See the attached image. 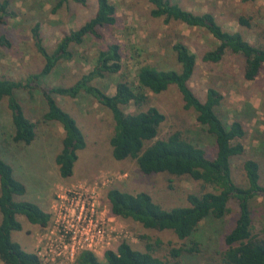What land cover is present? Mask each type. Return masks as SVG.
<instances>
[{"label":"rangeland","instance_id":"374dc122","mask_svg":"<svg viewBox=\"0 0 264 264\" xmlns=\"http://www.w3.org/2000/svg\"><path fill=\"white\" fill-rule=\"evenodd\" d=\"M9 1L16 17L8 18L7 24L0 27V34H5L11 41V48L0 47V78L15 81L38 73L43 67V58L37 53L31 36V29L35 24L40 25L44 45L52 51L63 35L77 30L91 19L97 6V0H87L84 7L69 2L59 8L56 7L58 0ZM110 1L116 7V24L100 29L101 39L87 37L82 45L72 46L71 49L77 52V60L61 62L50 75L41 80L40 87L71 86L83 74L91 71L92 64L89 61L97 52L112 43L120 46L122 73L130 81H135L138 66L143 64L178 70L170 43L172 35L180 33L184 43L197 56L196 68L189 83L193 92L200 100H204L208 88L216 89L223 97L217 108L222 121L230 124L237 120L245 129L242 140L244 154L232 160L234 182L239 187L246 185L243 163L252 159L260 165L261 184L264 185V67L254 81H246L243 78L244 58L241 55L227 52L217 64L201 60L202 55L216 45V41L205 30L188 28L178 23L165 26L161 19L150 16L151 5L146 0ZM171 1L196 14L210 13L224 30L239 32L250 44L264 46V0ZM240 17L246 19L249 26L240 25ZM118 80L120 75L95 80L92 84L112 95ZM16 97L25 116L36 126V138L27 146L13 143L14 129L10 113L6 100H1L2 157L12 166L15 178L27 188V193L21 199L37 204L50 215L56 195L65 188L83 182L96 186L98 197L108 209L106 194L112 188L132 194L146 192L165 209L188 206L187 195L202 192L201 184L189 178L165 173L145 175L133 160L115 161L109 144L114 132L112 115L85 93H81L76 99L55 95L60 107L76 120L86 143L85 148L78 152L72 176L62 178L55 157L61 148L63 129L55 122L43 121L47 106L38 90L30 93L18 91ZM148 97V103L140 110L154 107L165 116L159 128V138H166L178 131L203 149L209 159L214 157V137L196 122L192 110L184 108L182 96L175 86H170L160 94L149 93ZM136 111L133 106L126 109L127 113ZM228 207L230 210L225 217L204 220L198 231L187 240H179L170 231L144 229L131 220L115 217L112 226L114 240L108 250H114L124 240L133 249L140 251L145 250L146 243H152L154 254L172 263L174 260L169 255L170 250L191 248L195 242L197 252L184 253L177 261L180 264H216L220 260V254L226 249L224 238L233 228L238 216L235 201H231ZM250 212L253 234L264 237V199L258 198L251 202ZM18 219L22 230L12 233L13 241L35 253L38 239L49 232L46 230L52 225V216L44 228L33 226L22 216H18ZM103 254H97L100 260L103 259ZM0 264L3 263L0 261ZM61 264L64 262L61 261Z\"/></svg>","mask_w":264,"mask_h":264},{"label":"trees","instance_id":"16d2710c","mask_svg":"<svg viewBox=\"0 0 264 264\" xmlns=\"http://www.w3.org/2000/svg\"><path fill=\"white\" fill-rule=\"evenodd\" d=\"M146 1L151 5L150 16L161 19L165 26L178 23L188 28L203 29L216 41L215 47L202 55L203 62L217 64L229 52L244 58L243 78L246 81H254L262 71L264 46L250 44L239 32L224 30L212 14L190 12L171 0ZM69 2L82 7L87 4V0H58L56 7ZM96 4L94 16L77 30L63 35L52 51L44 45L40 25L35 24L31 36L37 53L43 58L42 69L18 81L0 78V101L6 100L14 129L13 143L27 146L36 138V126L25 116L16 92L38 90L47 106L43 121L59 124L64 132L55 163L62 178L71 177L78 152L86 146L85 136L76 120L57 103L55 95L69 99H76L81 93L90 95L111 113L114 120V132L109 144L115 161L130 159L145 175L165 173L186 177L199 182L203 189L200 193L187 195L188 206L165 209L146 192L132 194L112 188L106 194L112 215L138 223L144 229L170 231L179 240H187L198 231L204 220L225 217L230 210L228 204L235 201L238 216L224 238L226 249L216 264H264V237L253 234L250 212L251 202L258 198L264 199L260 165L255 160H246L243 163L246 185H236L232 177V160L244 154L242 140L245 129L237 120L230 124L222 121L217 108L223 97L216 89L208 88L204 100H200L193 92L189 83L196 68L197 56L184 43L180 33L173 32L170 43L178 70L143 64L138 66L135 81H130L122 73L120 46L112 43L99 50L91 60L88 58L92 64L91 71L83 74L71 86L40 87L41 80L61 62L77 60V52L71 49L72 46L82 45L87 37L101 39L100 29L116 24L115 5L110 0H97ZM14 17L16 14L11 11L10 1L0 0V27L7 24L8 18ZM238 22L249 26L242 17ZM0 47L11 48V41L5 34H0ZM116 75H120V80L115 83L112 95L92 84L95 80ZM170 86L177 88L184 108L192 110L196 122L214 137L215 155L212 159L178 131L166 138H159V128L165 116L154 107L140 110L148 103L149 93L160 94ZM130 106L137 111L127 113L126 109ZM26 193L25 184L15 178L12 166L3 159L0 146V261L3 264H42L36 254L26 252L12 240V233L22 230L18 216L42 228L51 220V215L37 204L21 199ZM193 244L191 248L170 250L169 255L174 260L171 263L154 254L152 243H146L145 250L140 251L124 240L114 250H106L102 260L90 251H82L75 264H180L177 259L184 253L197 252L196 243Z\"/></svg>","mask_w":264,"mask_h":264},{"label":"built area","instance_id":"2783aa9c","mask_svg":"<svg viewBox=\"0 0 264 264\" xmlns=\"http://www.w3.org/2000/svg\"><path fill=\"white\" fill-rule=\"evenodd\" d=\"M52 225L38 239L42 264H75L82 251L104 253L113 242L115 216L86 182L65 188L52 205Z\"/></svg>","mask_w":264,"mask_h":264},{"label":"crops","instance_id":"0c3cea01","mask_svg":"<svg viewBox=\"0 0 264 264\" xmlns=\"http://www.w3.org/2000/svg\"><path fill=\"white\" fill-rule=\"evenodd\" d=\"M12 240H13V238H12ZM18 243V242H17ZM19 244V243H18ZM20 246H21V244H19ZM22 247V246H21ZM22 249L23 250H25L26 252H31L32 253V251H27L26 249H24L23 247H22Z\"/></svg>","mask_w":264,"mask_h":264}]
</instances>
